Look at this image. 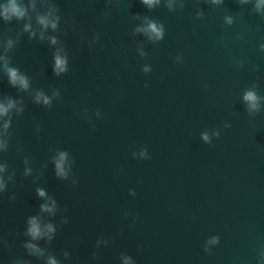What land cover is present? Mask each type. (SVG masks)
Wrapping results in <instances>:
<instances>
[{"label": "water", "instance_id": "1", "mask_svg": "<svg viewBox=\"0 0 264 264\" xmlns=\"http://www.w3.org/2000/svg\"><path fill=\"white\" fill-rule=\"evenodd\" d=\"M17 3L0 15V264H264V0Z\"/></svg>", "mask_w": 264, "mask_h": 264}, {"label": "clouds", "instance_id": "2", "mask_svg": "<svg viewBox=\"0 0 264 264\" xmlns=\"http://www.w3.org/2000/svg\"><path fill=\"white\" fill-rule=\"evenodd\" d=\"M143 2L150 5L153 3V0H143ZM0 7H2V12H0V15H2L5 20H10L13 17H15L17 19H22L26 14L25 9L20 4L17 3V0H8L7 4L2 5ZM39 22L41 24L45 25L46 27L49 24V21L44 17H41ZM51 26L53 28L56 27L55 23H52ZM150 28L153 32L156 33L157 38L162 37V31L157 29L154 24L150 25ZM52 42L55 43V40L53 39ZM66 64H67L66 58L61 57L59 54H57L55 56V68H54L55 73L57 75H59L61 72L66 71L67 70ZM7 71H8V76H9V80H10L11 84L16 85L18 83L24 89H26L28 87L27 79L24 76L18 75V72L16 69L9 68V69H7ZM145 71H147V69H145ZM41 99L43 100V102L45 104L49 103V99L47 97L43 96L42 94L38 95V97H37L38 101ZM244 99L246 101H249V102H255L257 97L255 96L254 93L248 92L245 94ZM9 107H11V105H9ZM6 112H7V108H5L3 105H0V114H4ZM217 135H218V133H217ZM202 139L205 142H208L209 137L205 133L202 135ZM65 155H66L65 153H61L59 160L56 162L57 175H61V176L65 175L64 166H63L64 160H65ZM133 155H135V153H133ZM140 155H141V157L146 156L147 150L146 149L142 150ZM38 194L40 196L45 195L43 190H38ZM54 203L55 202H53V206H54ZM41 208L43 211H48V212L52 211V208H50L47 205H42ZM29 225H30V227L28 228L27 234L30 235L33 239L40 238L42 235H44V231L41 229V226L38 223L37 218H35V217L31 218L29 220ZM46 231H47V233H52L55 231V229L53 228V226L51 224H48V225H46ZM49 239H51V236H49ZM26 247L29 249H32L34 251H37V252L40 251L39 249L36 248L35 245H32V244H28V245H26ZM129 260H130V258H125L126 264H129ZM49 264H57V261L55 259L50 258Z\"/></svg>", "mask_w": 264, "mask_h": 264}]
</instances>
